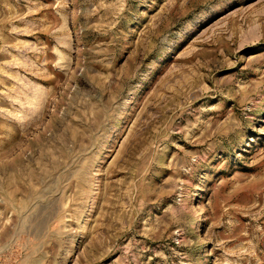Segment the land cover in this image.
Masks as SVG:
<instances>
[{"label": "rangeland", "instance_id": "obj_1", "mask_svg": "<svg viewBox=\"0 0 264 264\" xmlns=\"http://www.w3.org/2000/svg\"><path fill=\"white\" fill-rule=\"evenodd\" d=\"M0 264H264V0H0Z\"/></svg>", "mask_w": 264, "mask_h": 264}]
</instances>
